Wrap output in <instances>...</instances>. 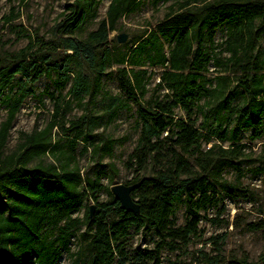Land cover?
<instances>
[{"label":"trees","instance_id":"1","mask_svg":"<svg viewBox=\"0 0 264 264\" xmlns=\"http://www.w3.org/2000/svg\"><path fill=\"white\" fill-rule=\"evenodd\" d=\"M140 1L111 0L98 28L80 37L87 22L98 16L101 0H73L53 27L59 42L49 46L50 40L35 36L16 54L0 58V105L8 110L0 125V264H56L77 235L81 244L71 253V264H162L164 249L175 250L179 241L188 242L199 232L202 211L220 202L217 187L238 198L248 195L224 179L223 172L232 168L241 176L248 161L246 146L240 144L244 131L252 129L253 140L264 134V56L257 52L264 35V0H184L118 54L114 73L120 93L104 92L109 118L137 106L141 132L132 157L140 169L153 165L152 175L133 182H140L132 193L139 212L122 208L102 183L103 172L94 177L82 172L75 151L78 140L88 141L94 118L86 112L72 121L65 131L76 134L68 144L53 138V128L63 127L70 100L53 95L54 120L41 131L23 134L15 151L4 152L16 115L40 78H51L58 91L70 84L69 96L86 110L95 104L114 61L109 35ZM225 19H232L222 44L221 53L227 56L218 57L216 30ZM69 57L78 61L76 69L69 66ZM212 64L221 68L208 79L204 73ZM150 68L162 69L160 81L144 100L155 74ZM158 89L167 92L157 94ZM176 108L186 117H178ZM199 114L203 120L197 126L193 116ZM202 139L218 142L204 148ZM93 145V153L104 156L112 153L114 141L102 138ZM108 177L114 184L113 176ZM105 189L111 199L101 202ZM87 199L98 203L95 212L86 208ZM178 202L185 204L187 220L176 227L171 216ZM132 229L153 231L154 247L130 256L125 241ZM214 245L216 254L200 250L194 264H264V254L256 261L227 258L219 240Z\"/></svg>","mask_w":264,"mask_h":264},{"label":"rangeland","instance_id":"2","mask_svg":"<svg viewBox=\"0 0 264 264\" xmlns=\"http://www.w3.org/2000/svg\"><path fill=\"white\" fill-rule=\"evenodd\" d=\"M72 1L0 0V58L16 54L29 43L30 38L35 36L44 38L45 41L50 40L49 46L59 42L60 38L53 35V27L61 20V14ZM182 1L184 0H141L136 9L129 11L118 21L115 30L109 35L114 61L106 69L103 79V93L97 97V101L90 109H84L69 96L70 84L64 90L58 91L54 87L53 80L46 76L35 82V93L28 96L22 103L10 130L4 152L9 154L15 151L24 138L23 134L41 131L54 120V95L55 98L59 97L61 100L71 101L65 121L61 123L63 127L59 125L52 130L53 138L56 140L60 138L61 144H68L69 139L75 137L74 129L65 130L72 128L71 122L78 120L84 113L87 112L96 121L91 135H87L88 141L78 140L75 154L82 172L89 171V175L93 177L98 171L103 172L105 175L102 178V183L108 187L112 194V186L116 184L130 185L136 180L152 175V163L147 169H140L136 163V158L132 157L141 132V117L137 111V106L133 104L131 108L118 111L115 118L110 120L108 100L104 92L113 95L120 93L114 73L119 66L116 61L119 57L118 54L127 52L135 41L148 31L155 29L157 24L165 19L167 14L177 9ZM110 2L111 0H101L98 16L87 22L84 32L79 35L80 37H86L89 31L98 28L100 22L107 17ZM10 16H13L14 19L8 21L7 18ZM231 22L232 19L221 21L216 30L214 50L218 57L227 56V53L221 52ZM120 34L127 35L125 42H119L118 36ZM166 47H168L167 44ZM257 52L264 56V35L257 43ZM66 53H71V50H67ZM67 60L72 69L77 68L78 61L75 58L69 57ZM85 68L87 73H90L86 66ZM220 68L212 64L209 71L204 75L208 79H213L219 74ZM149 70L155 74L148 85L149 91L144 100H148L156 91L162 69L150 68ZM235 74L231 73V76L235 77ZM18 78L14 79L15 83ZM235 84L236 81L233 78L232 86ZM165 92L167 91L164 89L157 90V94H164ZM175 112L178 117H186V112L180 108H176ZM7 114L6 107L0 105V125L6 120ZM193 120L197 126H200L203 117L199 114L193 116ZM251 134L252 129L241 134L240 144H245L244 151L248 160L243 165L241 176L232 168H226L223 172L224 179L246 189L248 195L245 198H238L226 194L217 187V196L220 202L202 211L199 232L191 236L188 242L179 241L175 250L164 249L162 264H194V259L200 250L213 254L217 253L216 245H214L215 240H219L220 251L227 258L235 257L256 261L264 254V134L255 140L251 139ZM102 138H110L114 141L111 154L100 156L93 153V143H98L99 139ZM215 142L218 141L213 139L207 144L202 139V147L209 148ZM222 144L228 147L230 143L224 142ZM189 157L194 162L192 156ZM50 160L51 158L47 159V161ZM108 176H113L114 184H110ZM99 197L101 202H108L111 199V194L105 189L99 194ZM85 204L86 208H93L92 212L98 209V203L91 199H87ZM86 208L80 212L81 217L84 216ZM171 220L176 227L186 223L187 214L183 202L175 204ZM84 229L85 227L82 228V231ZM155 240L156 236L153 231L132 229L130 236L125 241V248L130 256H133L140 249L153 248ZM80 244V237L77 235L72 239L70 249L62 250L56 264H71V253L76 252L80 248Z\"/></svg>","mask_w":264,"mask_h":264},{"label":"water","instance_id":"3","mask_svg":"<svg viewBox=\"0 0 264 264\" xmlns=\"http://www.w3.org/2000/svg\"><path fill=\"white\" fill-rule=\"evenodd\" d=\"M119 42H125L127 40L126 34H120L118 36ZM140 185V182L126 185V184H116L112 186V192L115 195V197L121 202L122 208L126 210H130L133 212H139V205L138 203L133 199L132 193L135 190L136 187ZM93 208L91 207V213Z\"/></svg>","mask_w":264,"mask_h":264}]
</instances>
